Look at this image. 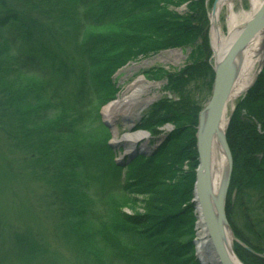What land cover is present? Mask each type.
<instances>
[{"label":"trees","instance_id":"trees-1","mask_svg":"<svg viewBox=\"0 0 264 264\" xmlns=\"http://www.w3.org/2000/svg\"><path fill=\"white\" fill-rule=\"evenodd\" d=\"M205 2L0 0V196L18 198L12 185L32 188L35 229L45 219L57 237L74 236L78 251L91 246V264H199L190 203L195 134L214 80ZM186 48H194L192 60L178 72H144L167 80V94L134 129L158 145L118 164L99 114L119 93L115 73L139 56ZM256 123L264 131V66L226 130L233 159L226 211L230 220L237 211L240 227L229 221L231 228L256 253L234 245L244 264H264V133ZM166 125L174 129L165 134ZM250 136L257 147L246 158L239 149ZM137 198L144 213H123ZM28 232L14 235L0 264L43 256Z\"/></svg>","mask_w":264,"mask_h":264},{"label":"rangeland","instance_id":"rangeland-1","mask_svg":"<svg viewBox=\"0 0 264 264\" xmlns=\"http://www.w3.org/2000/svg\"><path fill=\"white\" fill-rule=\"evenodd\" d=\"M214 1L215 0H206V2H205L206 7H207L206 12H207L208 19H209V16L211 14V11H212ZM241 8L244 11L250 10V5H249L248 0H243L241 3L240 2L237 3L236 10H239ZM185 10H186V6L184 5L178 11L180 13H182V12L184 13ZM219 26L221 28L222 35L226 37L227 36V26H226V12L225 11H223L220 15ZM208 40H209V36H208ZM209 43H210V40H209ZM209 45H211V43ZM193 49H190V48L182 49V55L183 56L181 58H179L176 63L156 62L158 57L164 56V55L166 57L168 55L171 56L175 50H166V51L161 52L159 54H156L154 56L153 55L147 56L146 59H141L140 57H138L141 60H135L133 62L128 63L125 67L121 68L117 72V74L114 76V81L116 82L117 87L119 88V93H118L116 99L119 98V96L121 95V92L129 83H131L138 75H141V72L152 70V69H156V70L161 69L164 74L175 73V71L178 72L179 69H182L185 65L190 63V60H192L190 56H191V52L193 51ZM153 60H154V62L151 63V61H153ZM145 62H147V65L145 67L140 68L131 77L124 79L126 77V72H125L126 69H128L129 67H132L133 65H138V64L145 63ZM210 62L212 64V52H211ZM263 66H264V60H263V64L260 66L259 72L262 71ZM212 68H213V66H212ZM157 76L158 77H156L155 79L158 78V80H154V77H152V79H151L150 76H147V77L144 76L146 81L160 85V90L158 92L159 96L157 97V99L155 101L164 97L167 94L166 77H161V75H157ZM255 82H256V80L253 82V84ZM253 84L250 86V88H252ZM211 90H212V87H211ZM247 93H248V91H247ZM247 93L236 100V105L233 104V108H236L237 105L239 103H241V101L243 99H245ZM203 96H204L203 94L196 95V98L200 99ZM209 99H210V95L206 99V101L203 102L202 109L204 108L206 103L209 101ZM234 105H235V107H234ZM104 107L99 112L102 123H103V121H106L104 116H103ZM146 108H144L143 110L145 111ZM143 110H141V111H143ZM144 111L142 113L140 112V115L136 119H134L133 121L129 122V124H126L121 118H117V120L113 123V125L111 124V127L108 128V131L110 133L109 143L113 147V150L116 153V160L118 162H120L123 159L128 160L129 158L134 157L136 155V154H133L132 156H129V155L125 156L127 146L125 143H123L121 141H124L125 137L127 135H132L134 132L137 131V130L134 131L136 123L138 122V120L140 119V117L142 116ZM233 112H234V109L230 115V118H231ZM229 122H230V120H229ZM255 122L256 121H254V119H251L252 124H254ZM173 129L174 128L172 125H166V126L162 127V130L164 131L165 134L171 132ZM226 130H227V128H226ZM256 130H257V133L259 135L264 133V131H262V129L260 128L259 124L256 125ZM225 136H226V133H225ZM151 141L152 140L149 138L147 143L145 140L142 142H139L137 144V148H139L141 145H144V143H145L147 146V150H142L141 152H144L146 155L154 148V146L151 144ZM226 141H227V136H226ZM256 145L257 144L254 143V138L252 136L247 138V140H245V138H244V139H242V145H241V148L239 149L240 153L243 154L246 158H248L247 153H250L251 149L256 148L257 147ZM0 153H1V151H0ZM230 153H231V151H230ZM241 154L239 155L240 159L242 157H244L243 155L241 156ZM231 162H232V171H233L232 154H231ZM182 167H183V170L187 171L188 167L185 163L182 164ZM232 171H231V175H232ZM195 172H196V170H195ZM230 180H231V177H230ZM12 186L14 187V191L16 189V192L19 193L18 198L11 200L10 197L7 195L3 196L2 198L0 196V225L2 226V228L0 226V258L4 257V256L7 258L9 257L10 253H8L9 252L8 251L9 250L8 243L12 239H14L15 234H18L21 232V233H25L27 235L28 230H30L32 233L31 235H34L38 239L39 244L41 245V246H39L40 252L42 253L43 256L39 260H37L35 262H31L29 264H91L93 256L91 255V253L89 251H87V249L92 251L91 246H88L87 249L83 248L84 252H82L81 250L78 251L77 249L74 248V242L76 241L74 236H69L66 239L62 236L60 237V235L57 237V235L53 234V232L50 229L48 230L47 220H45V219L43 221L40 220L42 222L40 223V225L37 226L39 228V230H36L34 227L35 223L33 222L32 211L30 208L31 205L34 203V201H33L34 199H33L32 195H34L35 193H34L33 189L32 188H23L21 183L17 184V185H12ZM228 190H229V188H228ZM194 199H195V192L193 194V199L190 202L193 205H194V203H193ZM137 200L138 201H135V204L133 206L130 205L128 207H123L122 212L125 214H128V215H131L132 212H134L135 214H143L145 211L144 210V204H143L144 200L142 198H137ZM227 201H228V199L226 198L225 215H226V220H227L228 225H229V231L231 234V246H232V248H234V245H240L249 253H251L253 255L256 254L248 246H246L244 243H242L238 239V237L235 235V232H233L231 225H230L231 224L230 222H232L234 225H236V227H240L241 223H240V219L238 218V214H237L236 210H233V209H232V211L230 210L232 215H230L231 220L229 219V215H227V211H226ZM193 213L196 216V222H195V226H196V224L199 221H197L198 215H197V208L195 205H194ZM12 232H14V233H12ZM195 237H196V235H195ZM59 240H60V242H59ZM95 242L98 245V248L101 249L100 248L101 241L99 239L98 240L95 239ZM193 244H194V240H193ZM194 247H195V244H194ZM86 254L89 255V257H91L88 262H87L88 258H87ZM99 254L101 255L100 250H99ZM195 257H196L197 261L199 262V264H201L197 258L196 250H195ZM237 259L241 262V260L238 257H237ZM98 260H99V262H101V259H98ZM11 264H17V263L11 262ZM242 264H244V263H242Z\"/></svg>","mask_w":264,"mask_h":264},{"label":"water","instance_id":"water-1","mask_svg":"<svg viewBox=\"0 0 264 264\" xmlns=\"http://www.w3.org/2000/svg\"><path fill=\"white\" fill-rule=\"evenodd\" d=\"M216 2L217 0L214 1L211 14ZM209 23L210 28L214 26L213 19H210ZM214 27H217L216 22ZM236 29L237 32H240V35L230 43L231 45L228 47L222 61L219 60L220 58L215 49L210 47L214 80L210 99L198 114L195 134L198 166L195 172V199L193 203L198 205L204 224L205 236L218 264H242L237 259L227 234L230 231L225 215V203L230 184L232 162L225 136L229 118L224 123L226 119L224 109L235 88L243 61V52L256 34L264 30V0H262L261 5L252 17ZM259 71L260 69L257 72ZM168 97L171 98V95ZM103 122L110 128L107 121ZM214 141L219 143L227 164V169L218 187H215L212 172V145ZM140 154L143 155V153Z\"/></svg>","mask_w":264,"mask_h":264},{"label":"bare ground","instance_id":"bare-ground-1","mask_svg":"<svg viewBox=\"0 0 264 264\" xmlns=\"http://www.w3.org/2000/svg\"><path fill=\"white\" fill-rule=\"evenodd\" d=\"M242 1L243 0H217L214 10L212 14H210V19H213L214 26L215 22L217 23V27L212 26L210 28V32H208V36L210 37L212 49H215L220 61L223 60L222 58L226 54L228 47L231 45L230 43L233 42L238 35H240V32H237L236 28H238V26L242 23L247 22L262 3V0H248L250 5L249 11H244L242 8L236 10L237 3H241ZM223 11L226 12V37L222 35V31L219 26V18ZM182 56V50H176L171 56L168 55L166 57L164 55L158 57L156 62L176 63ZM242 57L243 61L239 69L235 88L224 109V116L226 117L224 123L227 122L226 120L228 118L230 119V115L233 109H235L233 108V104L236 103L238 98L245 95L247 91H249L250 86L258 77L259 72L257 71L263 64L264 60V30L256 34L253 40L246 47ZM152 62H154V60L151 61V63ZM146 65L147 62L129 67L125 70L126 77L124 79L131 77L140 68L145 67ZM159 90V84L148 82L143 75H138L123 89L118 99L104 107L103 116L105 120L113 125L117 118H121L126 124H129V122L133 121L140 115L141 110L148 107V105L157 99L159 96ZM144 140L146 143L149 140V135L145 131L139 130L134 132L132 135H127L125 140L121 141L127 146L125 156H132L133 154L138 155L142 153V150H147L145 143L137 148V144ZM132 158L133 157L128 160ZM226 169L227 164L224 153L219 143L214 141L212 145V172L215 187H218ZM194 205L197 208L199 221L197 225V235L194 238L197 258L201 264H218V261L210 248L209 241L205 236L204 224L198 210V205ZM227 234L228 238L231 240V234L229 232H227Z\"/></svg>","mask_w":264,"mask_h":264}]
</instances>
